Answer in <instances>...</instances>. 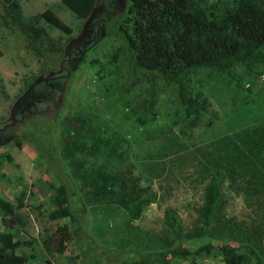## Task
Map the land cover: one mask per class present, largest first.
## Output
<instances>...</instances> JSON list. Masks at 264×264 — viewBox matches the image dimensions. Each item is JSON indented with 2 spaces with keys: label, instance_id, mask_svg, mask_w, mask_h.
Segmentation results:
<instances>
[{
  "label": "rangeland",
  "instance_id": "1",
  "mask_svg": "<svg viewBox=\"0 0 264 264\" xmlns=\"http://www.w3.org/2000/svg\"><path fill=\"white\" fill-rule=\"evenodd\" d=\"M17 1L24 18L51 10L71 33L41 20L38 26L48 38L34 41L7 14L8 5L0 2V199L13 207L12 213L0 210V232L12 239L14 253L26 264H43L46 259L51 264H132L144 260L160 264L165 250L154 240L163 230L164 210L174 209L186 228L191 225L204 185L196 149L206 145L211 136L201 120L172 126L174 135L188 149L166 154L162 142L144 138L131 115L154 113L146 117L164 127L175 113H186V108L195 113L196 109L197 113L216 114L210 124L223 127L225 113H235L242 106L243 95H237L227 81L205 72L188 78L191 88L181 92L179 84L137 67L126 41L132 21L129 0H95L91 14L82 20L61 0ZM243 84L252 88L247 103L254 105L257 97L263 99L264 75L251 74ZM70 113H104L110 129L126 136L129 159L138 165L135 173L144 178L145 169L148 175L154 171L151 185L159 202L148 206L130 227L125 228L122 211L91 208L82 199L60 156V123ZM61 185L67 203L61 218L52 220L49 214L55 207L51 198ZM225 193L227 215L252 228L251 218L257 220L253 211L240 197L228 190ZM63 225L71 240L64 253L48 255L40 237H48L56 246L57 229ZM127 239L134 243L127 244ZM177 245L191 255L186 259L167 256L168 264H224L220 251L224 245L238 253L248 252L246 244L233 239L183 238L173 247ZM248 256L254 264L255 257Z\"/></svg>",
  "mask_w": 264,
  "mask_h": 264
},
{
  "label": "trees",
  "instance_id": "2",
  "mask_svg": "<svg viewBox=\"0 0 264 264\" xmlns=\"http://www.w3.org/2000/svg\"><path fill=\"white\" fill-rule=\"evenodd\" d=\"M8 5L12 20L34 41L48 38L39 27L42 20L65 34L71 29L51 10L24 18L17 0H0ZM63 6L77 19H86L95 0H61ZM132 16L131 34L126 35L128 48L137 67L155 72L162 78L179 84L180 91H188L187 80L201 72L227 81L235 87L244 101L235 113H225L224 126H212L214 113H175L164 127L152 119L154 113H132L131 117L141 134L149 142H162V152L181 154L188 147L174 135L172 126L189 123L192 119L207 124L210 140L197 146L199 177L204 183L201 202L195 209L191 225L185 227L176 211L166 208L163 230L154 240L165 252L159 263L168 264L167 256L186 259L191 252L177 241L185 238L199 240L233 239L246 244L248 250L238 253L230 245L221 247L224 264H264V97L247 103L252 88L245 80L251 74L264 75V0H129ZM127 22V20H126ZM254 100V98H253ZM253 106V107H252ZM151 109V105H150ZM109 114V113H108ZM104 113H70L60 123V156L69 174L82 193L86 206L107 209L109 213L122 211L125 228L140 219L148 206L159 202L158 192L152 188L154 171L140 177L138 168L129 159L128 140L119 131L110 129ZM150 170V169H149ZM145 182L147 185H145ZM240 197L256 219L248 229L245 221L238 222L227 215L225 191ZM165 196L160 199L163 200ZM51 202L55 207L49 214L52 220L61 218L67 203L63 185L55 188ZM0 210L12 213L13 207L0 199ZM56 246L48 237H40L44 251L62 254L71 234L66 225L58 227ZM127 244H132L127 239ZM212 248V244L208 245ZM202 250V248L200 249ZM0 264H26L14 253L10 237L0 232ZM43 264H51L46 259ZM132 264H151L148 261Z\"/></svg>",
  "mask_w": 264,
  "mask_h": 264
}]
</instances>
